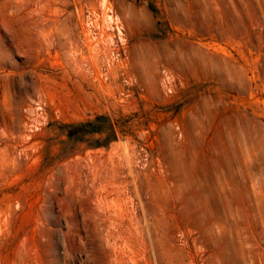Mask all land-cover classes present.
Listing matches in <instances>:
<instances>
[{
	"label": "rangeland",
	"instance_id": "obj_1",
	"mask_svg": "<svg viewBox=\"0 0 264 264\" xmlns=\"http://www.w3.org/2000/svg\"><path fill=\"white\" fill-rule=\"evenodd\" d=\"M0 264H264V0H0Z\"/></svg>",
	"mask_w": 264,
	"mask_h": 264
}]
</instances>
